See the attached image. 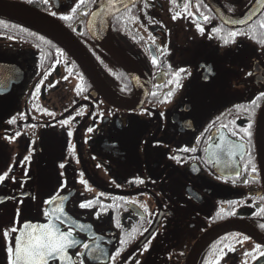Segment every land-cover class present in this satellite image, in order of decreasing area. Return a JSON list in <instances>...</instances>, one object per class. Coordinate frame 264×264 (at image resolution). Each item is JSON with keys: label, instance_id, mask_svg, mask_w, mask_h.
<instances>
[{"label": "flooded vegetation", "instance_id": "obj_1", "mask_svg": "<svg viewBox=\"0 0 264 264\" xmlns=\"http://www.w3.org/2000/svg\"><path fill=\"white\" fill-rule=\"evenodd\" d=\"M8 1L60 21L102 80L42 34L0 18V64L23 74L0 94V264L25 224L59 223L57 205L62 230L80 241L69 254L83 264H113L117 250L114 264H264V8L249 16L258 0H142L122 12L111 34L140 68L136 78L87 31L98 0L75 14L79 0Z\"/></svg>", "mask_w": 264, "mask_h": 264}, {"label": "water", "instance_id": "obj_2", "mask_svg": "<svg viewBox=\"0 0 264 264\" xmlns=\"http://www.w3.org/2000/svg\"><path fill=\"white\" fill-rule=\"evenodd\" d=\"M142 0H99L96 8L87 20V31L95 43L104 51L117 65L127 72L132 78L139 77L141 70L129 57L122 52L114 43L111 34V24L115 17L133 7ZM214 10L215 6L210 2ZM264 8V0H258L249 12V16H256ZM217 11V10H216ZM218 14L225 23H229L230 17L220 8ZM251 17L250 19H253ZM0 18L22 24L42 34L72 57L81 67L84 73L93 81L102 80L94 62L86 52L81 43L61 24L57 19L28 5L8 0H0ZM241 22L247 17L241 18ZM16 70V73L14 72ZM22 72L15 66L0 64V94H7L14 84L22 79ZM120 100L118 96L111 93L108 96L110 103ZM257 147L264 160V107L260 113L257 127ZM264 171V165H263Z\"/></svg>", "mask_w": 264, "mask_h": 264}, {"label": "snow or ice", "instance_id": "obj_3", "mask_svg": "<svg viewBox=\"0 0 264 264\" xmlns=\"http://www.w3.org/2000/svg\"><path fill=\"white\" fill-rule=\"evenodd\" d=\"M86 2H89V0H79V3L76 4V7L72 8V13L75 14L78 8L81 7V5H85ZM90 2L95 3V0H90ZM45 3H47V0H45ZM113 6H114V0H113ZM184 8H188V4L184 5ZM84 15H87V12L82 13ZM55 15V13H53ZM178 15V14H177ZM64 20H71V15H66L61 17ZM177 18L175 15L173 16V19ZM205 21L209 19V17H204ZM199 27V26H198ZM261 27H264V22H261ZM200 31H203L201 28ZM219 32L220 29H217ZM240 33L237 32H229V37H236ZM225 43H228V40L225 39ZM152 63L156 64L157 59L153 57ZM183 71V70H181ZM177 78L179 77V72L176 73ZM178 84V80H177ZM54 86V85H50ZM39 91V88L37 89ZM264 96V94H262ZM261 97H258L260 99ZM255 103V101H253ZM10 123H15V120L10 121ZM61 123H68L67 121H62ZM91 131V129H89ZM245 135L251 138V132L247 129L244 130ZM69 135H71V132H69ZM232 135L235 136L236 132H232ZM218 148H220L221 151H224V148L220 145H217ZM184 151H192L195 152L196 149H184ZM229 155H232L231 151L228 153ZM26 161L28 160V157L26 156L24 158ZM175 159V157H173ZM249 163H251V160H249ZM61 167H64L62 164ZM247 171V169H245ZM252 173L256 172V168L253 165L251 169ZM237 176L240 174L237 173ZM7 178V173L0 175V183H2ZM81 183H86L84 180H81ZM59 199H67V197H59ZM264 199V198H262ZM49 204H53L54 202L50 199L48 201ZM135 203V202H133ZM93 206V201L89 200L87 202L81 203L79 205L80 208H90ZM261 212H264V208H261ZM58 213V214H56ZM52 216V220L59 222L53 223L50 221L49 223L45 225H39V226H33L30 224H25L24 228L26 231L21 232L19 237L14 238V243H11L7 247V253L9 258V264H50L51 261H58L59 264H83V261H74L73 256L69 254V250L77 247V245L80 244V241L75 238L73 231L71 228H68L66 231L62 230V225H64V217L67 218V214L65 213L63 205H57L55 212L53 214H50ZM83 231L84 225H77ZM264 227V226H262ZM12 233H16L18 229L16 227H12L10 229ZM4 238L7 240L9 238L8 231H5L3 233ZM247 239V237H245ZM98 247V246H97ZM82 248L85 250H89V252H94L96 249H89V245L87 243H84L82 245ZM257 250H259V245H257ZM85 253L83 251H78L74 253L77 257L83 256ZM261 255H264V252L260 253ZM120 255V250H117L115 255L111 256V260L113 261V264L115 262V259L117 256ZM250 255V254H249Z\"/></svg>", "mask_w": 264, "mask_h": 264}, {"label": "trees", "instance_id": "obj_4", "mask_svg": "<svg viewBox=\"0 0 264 264\" xmlns=\"http://www.w3.org/2000/svg\"><path fill=\"white\" fill-rule=\"evenodd\" d=\"M114 22H115V21H114ZM114 22H113V23H114ZM11 23H14V22H11ZM14 24L17 25V23H14Z\"/></svg>", "mask_w": 264, "mask_h": 264}]
</instances>
